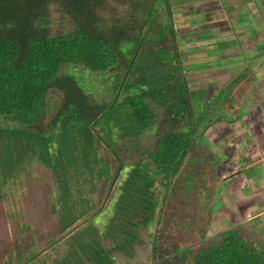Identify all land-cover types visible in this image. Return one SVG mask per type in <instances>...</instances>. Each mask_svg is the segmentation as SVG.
I'll return each mask as SVG.
<instances>
[{"label": "trees", "instance_id": "obj_1", "mask_svg": "<svg viewBox=\"0 0 264 264\" xmlns=\"http://www.w3.org/2000/svg\"><path fill=\"white\" fill-rule=\"evenodd\" d=\"M17 2L25 11H20ZM52 3L70 16L72 32L46 34L45 9ZM100 3L0 0V119L16 122L11 128L0 127V202L13 170L35 154L56 168L57 182L62 184L61 188L58 185L63 207L59 229L64 232L76 221L65 202L69 174L78 167L83 174H91L99 161L105 165L101 164L98 174L100 183L109 182L110 186L105 199L110 209L102 203L101 211L90 215L89 229L75 232H79L71 251L75 264H115L111 252L130 256L145 239L150 243V264H264V248L255 246L238 225L214 234V238L205 235L209 222L204 217L198 226L203 223V229L192 238H183V230L193 227L197 210L210 202L211 187L205 186L208 178L196 181L195 171L202 169V159L206 167L210 157L207 151L202 157L200 150L205 144L203 131L213 123H202V112H195L197 93L187 83L170 0H139L133 10L118 15H128L125 21L116 16L114 21L101 19ZM137 6L142 12L136 13ZM77 66L107 79L108 102L94 101L67 71ZM235 80L225 84L226 90ZM51 88L63 93L54 120L56 130L29 129L42 119ZM155 108L165 116L159 117ZM112 120L114 128L123 130L118 137L108 128ZM98 126L104 129L102 135H97ZM155 127L157 138L142 151L146 161H139L140 157L126 168L118 150L124 149L126 154L140 151L137 137ZM101 143L106 154L115 159L113 173L111 161L97 154L96 144ZM115 180L119 182L111 189ZM113 192L116 195L111 199ZM203 193L206 196L200 198ZM92 222L106 226L110 252L88 235L95 232Z\"/></svg>", "mask_w": 264, "mask_h": 264}, {"label": "rangeland", "instance_id": "obj_2", "mask_svg": "<svg viewBox=\"0 0 264 264\" xmlns=\"http://www.w3.org/2000/svg\"><path fill=\"white\" fill-rule=\"evenodd\" d=\"M96 1L101 2L98 7L103 13L101 19L114 21L116 16L119 20L125 21L129 20L128 15L125 18H121L118 15L128 12V10H133V6L139 0ZM170 5L173 12L174 28L181 43L180 45L177 42L178 47L180 46L181 49L187 83L189 88L197 93L193 101L195 103V112H202L199 117L202 123L208 120V126L210 122L213 123L206 131H203L209 139L202 136L205 144L201 142V145L205 148L203 147L200 150L202 157L205 156L204 153L206 151L210 157H207L206 167L204 164L205 159H202V169L195 171L197 175L196 181L198 179L202 180L204 177L208 178L209 183H205V186L211 187L210 202L205 209L197 210L198 213L194 217L195 223L192 228L187 227L183 230V238L194 237L198 230H202L204 224L202 223L200 227L198 226L200 220L203 221L204 217L209 222L205 235H213L216 238L214 234L229 227H219L217 219L213 218L212 213L215 206L214 201L221 195L216 185L219 181H222L221 176L217 175L216 171L218 154L215 148L212 147L213 139L216 137L214 135L216 125L214 124L217 119L230 118L229 113L232 108L237 106L236 103L238 102V96L235 94L236 88L241 90L242 87H245L241 85L240 81H242V77L245 78V75H247V68L244 66L236 70L237 74H244V76L238 75L237 77L233 75L231 77L233 73L230 72L228 67L240 61V59L232 60L233 57L229 56L230 48L234 46V42L225 40L224 35H219L220 30L216 29L215 25L220 24V22H209V20L216 19L218 21L224 17L223 15L227 17L231 12L232 15L243 14L241 18L244 19L246 12L241 6L235 5L232 0H170ZM17 6L21 8L20 11H25V7L21 2H17ZM219 7L221 8L219 9ZM140 9L141 6H137L136 13L142 12ZM46 10L48 22L45 25V30L47 35H63L73 31V23L70 16L63 9L57 7V3L46 6L45 13ZM96 14H99L97 10ZM226 21H223L224 26L221 25V28H223L222 32H225L226 27L229 25L228 20ZM259 33L261 32L254 33L253 38L247 40V44H252L253 40L260 41L257 40L258 37L261 38ZM241 45L243 44L241 43ZM223 51H225V55ZM67 71L76 77L80 86L88 94L94 96V101H103L101 99H104V102H108V99L111 98V95L108 94L109 85L107 79L101 74L88 72L79 66L70 67ZM236 77L235 83L230 84L226 90L227 86L225 84ZM251 98V94H249L242 103L249 102ZM62 102V91L57 88L49 89L46 95L45 112L42 114V119L28 128L38 129L44 133L56 130L58 124H55L54 120ZM240 107L237 110L238 118L243 116L241 111H239ZM155 110L159 117L165 116V112L160 111L158 108H155ZM227 110L229 112L226 113ZM115 124L112 120L108 128H113L111 129L113 131L111 135L118 137L117 135L122 133L123 130L114 128ZM3 126L11 128L16 126V122L0 119V127ZM101 128V126L97 127V135L104 133V129ZM158 134L159 130L155 127L150 128L137 137L136 141H139L142 147L138 148L140 151H134V154H126L124 149L118 150L125 160L124 165L126 168L133 165L140 157L142 159H139V161H146L142 152L144 145H151ZM123 143L126 145L127 142L123 141ZM54 145L56 146V144ZM96 145L97 154L101 158L105 157V159L111 161L109 170L113 173L116 163L115 159L110 154H106L103 143ZM27 156L28 153H26L25 157ZM27 159L20 164V168L13 170L10 180L3 187L5 193L0 202V264H75V259L73 262L71 256V251L74 250L75 236L79 233L75 234V232L77 230L87 231L89 228L86 225L90 220V215L101 211L102 203L107 204L105 199L106 192L110 187L109 182L103 181V183H100L102 176L101 174L98 175L101 173L102 163L99 161H97V164L94 163L95 168L91 170V174H88V172L83 174L82 169L79 167L76 172L69 174L71 176L66 186L69 191L65 202L71 206L76 221L73 227L60 232L59 217L63 212L60 199L62 197V189H60L62 184L60 181V184L57 182L56 168L54 169L48 161L42 160L35 154ZM102 166L105 167L103 164ZM258 173L261 174V169L258 170ZM211 174L213 178L209 180ZM118 182L119 180H115L111 185V189H114L115 184ZM115 195L116 193L113 192L111 199H114ZM204 195L206 196L205 193L200 194L199 197L204 198ZM54 204H56V208L52 209V206L55 207ZM106 206L110 209L109 204ZM99 216H103V213H99ZM108 216L107 211L106 217ZM256 222L257 220L253 223L255 224ZM91 225L95 227V232L88 235L93 239H98L101 242V246L110 252V240L105 238L106 226L97 222H92ZM237 225L249 234L255 246L264 248V226L261 222H257V226L254 228L246 225V223ZM148 231L150 232V229ZM180 239L178 242H180ZM83 240L87 241L88 237L83 235ZM138 247L130 256L120 252H111L113 263L150 264V243L148 239H145L143 246ZM80 264L91 263L81 262Z\"/></svg>", "mask_w": 264, "mask_h": 264}, {"label": "crops", "instance_id": "obj_3", "mask_svg": "<svg viewBox=\"0 0 264 264\" xmlns=\"http://www.w3.org/2000/svg\"><path fill=\"white\" fill-rule=\"evenodd\" d=\"M232 1L245 10L246 17L243 19V14L232 15L231 12L227 17L223 15L222 19H214L213 22H220L215 23L220 36L224 35L225 40L234 42L229 56L233 57L232 60L240 59L228 67L233 73L231 77L244 76L236 71L244 66L247 75L240 81L245 87L241 90L236 88L238 102L231 109L230 118L214 124L216 137L212 147L218 154L216 171L222 181L216 185L221 195L215 199L212 213L219 227L246 223L254 228L257 222L264 226V0ZM224 20H228L229 25L222 32ZM256 32H261V38H257L260 41L253 40L252 44H247V40L253 38ZM249 94L251 100L242 103ZM239 107L243 116L238 118ZM205 138L209 139L207 136ZM259 169L261 174L258 173ZM255 220L257 222L254 224Z\"/></svg>", "mask_w": 264, "mask_h": 264}, {"label": "flooded vegetation", "instance_id": "obj_4", "mask_svg": "<svg viewBox=\"0 0 264 264\" xmlns=\"http://www.w3.org/2000/svg\"><path fill=\"white\" fill-rule=\"evenodd\" d=\"M209 22H213V20H209ZM214 27V26H213Z\"/></svg>", "mask_w": 264, "mask_h": 264}]
</instances>
